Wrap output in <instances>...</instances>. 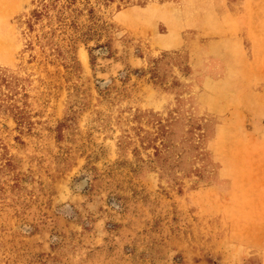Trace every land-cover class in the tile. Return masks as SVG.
<instances>
[{
  "label": "rangeland",
  "instance_id": "obj_1",
  "mask_svg": "<svg viewBox=\"0 0 264 264\" xmlns=\"http://www.w3.org/2000/svg\"><path fill=\"white\" fill-rule=\"evenodd\" d=\"M46 1L0 0V264H264V0Z\"/></svg>",
  "mask_w": 264,
  "mask_h": 264
},
{
  "label": "trees",
  "instance_id": "obj_2",
  "mask_svg": "<svg viewBox=\"0 0 264 264\" xmlns=\"http://www.w3.org/2000/svg\"><path fill=\"white\" fill-rule=\"evenodd\" d=\"M58 1L59 0H47L46 2H43L42 3L43 12L47 11V9L50 8V7L56 6V2H58ZM71 3H72V1H68V2H66V5L67 4H71ZM34 13L38 17L42 14V13H40V11H37V10L34 11Z\"/></svg>",
  "mask_w": 264,
  "mask_h": 264
}]
</instances>
